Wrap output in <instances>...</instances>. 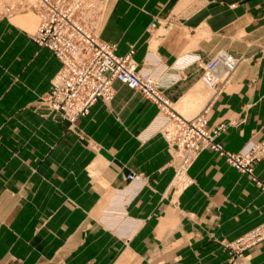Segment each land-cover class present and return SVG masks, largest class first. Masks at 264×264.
I'll return each mask as SVG.
<instances>
[{
  "label": "crops",
  "instance_id": "0c3cea01",
  "mask_svg": "<svg viewBox=\"0 0 264 264\" xmlns=\"http://www.w3.org/2000/svg\"><path fill=\"white\" fill-rule=\"evenodd\" d=\"M36 22L22 21V40ZM98 35L118 55L134 47L139 69L153 63L189 118L210 101L202 77L213 56L243 58L208 125L223 127L230 153L264 142V0H107ZM32 48L0 57V264H264V243L245 260L227 247L264 223L253 178L206 150L179 188L158 106L119 81L70 128L42 99L61 63ZM254 175L264 184V159Z\"/></svg>",
  "mask_w": 264,
  "mask_h": 264
},
{
  "label": "built area",
  "instance_id": "2783aa9c",
  "mask_svg": "<svg viewBox=\"0 0 264 264\" xmlns=\"http://www.w3.org/2000/svg\"><path fill=\"white\" fill-rule=\"evenodd\" d=\"M103 1L22 0V6L28 4V8L40 17L34 41L49 48L61 63L44 99L47 108L75 126L96 103L110 102L114 98L113 84L119 81L158 106L159 132L174 154L177 176H184L185 183L189 168L206 150L216 152L241 173L253 175L255 163L264 159V142L250 145L240 153H230L218 142L223 127L211 129L208 125L213 103L222 96L243 58L224 50L213 56L205 65L202 77L204 85L211 91L210 101L198 115L185 117L159 87L153 63L138 70L133 59L134 49L124 56L118 55L115 45L97 36ZM127 179L135 181L136 176L131 174ZM263 239L264 228H259L242 238L237 247H251Z\"/></svg>",
  "mask_w": 264,
  "mask_h": 264
},
{
  "label": "rangeland",
  "instance_id": "374dc122",
  "mask_svg": "<svg viewBox=\"0 0 264 264\" xmlns=\"http://www.w3.org/2000/svg\"><path fill=\"white\" fill-rule=\"evenodd\" d=\"M21 2H22V0H0V57H35V56H31V54L34 53L33 48H32V43H36L34 41V36L37 33L39 25H40V17L36 11L28 8V4H27V7H25V6H22ZM106 2H107V0L103 1L102 7H101V13L102 14H103V10L105 8ZM102 14H101V16H102ZM32 17L37 21L36 22L37 24L35 25L33 30L28 32L30 34L26 35L27 40L26 39L22 40L23 34L21 33L22 30L19 27L22 24V21H24L25 19H31ZM100 20H101V17L99 19V23H100ZM99 23H98V27L96 29V34L98 37H99V35H98ZM152 28H154V25L152 26ZM100 40H102V39H100ZM38 46L40 47V48H38L39 51H42L41 48H47V47H43L40 45H38ZM47 49H49V48H47ZM131 49H134V47H132ZM134 51H135V49H134ZM263 51H264V49H263ZM53 55L55 56L54 53H53ZM53 55H52V57H53ZM135 64H136V62H135ZM136 66H137L138 70H142V69L138 68L137 64H136ZM54 78H53V80H54ZM202 85L204 88H207L204 85L203 81H202ZM51 86H52V83H51ZM48 93L42 98L43 100L46 99ZM207 93L210 95L211 91L208 89ZM44 105L46 107L48 115H50L52 117H58V118H61L63 120H66L70 123V128H72V129L76 128V125L73 126L69 120L63 118L61 115H57V114L51 112L50 109L47 108L45 102H44ZM203 110H201V112ZM260 161H257L256 163H258ZM253 169H254V167H253ZM243 174H245V173H243ZM247 175L250 176L251 178H253L257 184L259 183L260 185L258 184V186L262 190H264L263 189L264 184L255 178L254 172H253V175H249V174H247ZM185 182H186V180H185L184 176L179 175L177 177V185L179 186V188H182L186 184ZM109 225L111 226V228H113L115 230L122 229L121 223L118 221H115V220L113 222H111ZM259 228H264V223L260 224L258 227L254 228L253 230L248 232L246 235H248L249 233H252L253 231H255L256 229H259ZM246 235L242 236L241 238H239L234 243L227 245V247L232 251L233 255L236 254L237 257H240L243 260H245V252L247 250H249L252 247L259 246V245L264 243V239H263L260 242H257L255 245H252L251 247L245 248V246H243V247L238 248L237 247V245H239L238 242L242 238H244ZM233 258H232V260H233Z\"/></svg>",
  "mask_w": 264,
  "mask_h": 264
}]
</instances>
